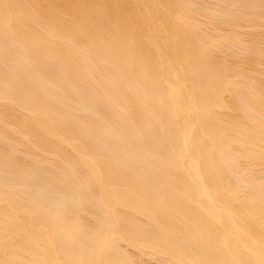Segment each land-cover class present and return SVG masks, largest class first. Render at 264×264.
I'll use <instances>...</instances> for the list:
<instances>
[{
  "label": "bare ground",
  "instance_id": "6f19581e",
  "mask_svg": "<svg viewBox=\"0 0 264 264\" xmlns=\"http://www.w3.org/2000/svg\"><path fill=\"white\" fill-rule=\"evenodd\" d=\"M0 264H264V0H0Z\"/></svg>",
  "mask_w": 264,
  "mask_h": 264
}]
</instances>
